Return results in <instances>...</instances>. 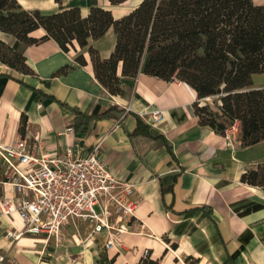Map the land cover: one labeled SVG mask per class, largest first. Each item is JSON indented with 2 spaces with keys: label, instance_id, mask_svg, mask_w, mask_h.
I'll use <instances>...</instances> for the list:
<instances>
[{
  "label": "crops",
  "instance_id": "obj_1",
  "mask_svg": "<svg viewBox=\"0 0 264 264\" xmlns=\"http://www.w3.org/2000/svg\"><path fill=\"white\" fill-rule=\"evenodd\" d=\"M18 1L26 10L44 13L80 8L83 17L102 7L116 19L138 6L121 9L108 0ZM253 1L264 6V0ZM44 35L43 30L32 34ZM0 40L14 49L21 45L2 32ZM116 42L111 28L91 47L107 60ZM23 52L30 74L0 62V147L27 132L60 154L72 148L87 156L100 144L111 172L136 187L137 221L121 246L111 250L105 235L91 238L89 223L71 221L59 248L54 240L46 244L25 234L8 238L11 230L22 233L24 224L18 215L0 213L4 264H143L148 258L158 264H264V189L241 183L243 174L264 164V140L244 147L239 124L223 133L201 126L194 108L197 93L179 81L167 83L141 71L135 79H123L122 95H112L96 79L88 48L66 53L48 40ZM80 54L85 67L76 62ZM113 107L111 117L97 118ZM73 109L93 118L86 132L75 131ZM157 110L160 122L151 117ZM138 117L150 127L149 136H133ZM2 182L0 197H15Z\"/></svg>",
  "mask_w": 264,
  "mask_h": 264
},
{
  "label": "trees",
  "instance_id": "obj_2",
  "mask_svg": "<svg viewBox=\"0 0 264 264\" xmlns=\"http://www.w3.org/2000/svg\"><path fill=\"white\" fill-rule=\"evenodd\" d=\"M108 1L120 7L130 0ZM111 28L116 47L103 60L91 42ZM39 30L45 35L33 37ZM0 32L23 45L18 52L0 40V62L19 72L31 73L24 47L53 40L66 53L88 48L95 77L110 94L122 95L123 79H135L141 71L167 83L179 81L197 93L201 126L223 133L239 124L244 147L264 140V87H253L254 77L264 74V6L253 0H142L120 19L102 7L83 17L80 8L44 13L26 10L18 0H0ZM76 62L87 66L84 54ZM211 98L217 99L216 111L205 102ZM114 109L97 118L111 117ZM73 111L75 131L86 132L93 118ZM137 122L133 136H149L150 127L140 117ZM241 183L264 189V164L243 174ZM143 264L158 263L148 258Z\"/></svg>",
  "mask_w": 264,
  "mask_h": 264
},
{
  "label": "built area",
  "instance_id": "obj_3",
  "mask_svg": "<svg viewBox=\"0 0 264 264\" xmlns=\"http://www.w3.org/2000/svg\"><path fill=\"white\" fill-rule=\"evenodd\" d=\"M160 122V110L151 114ZM98 144L87 156L69 148L64 154L49 151L39 135L27 132L11 144L0 147V162L6 167V180L15 197H0V213L18 215L24 231L7 233L40 237L46 244L54 240L60 247L64 228L80 220L92 227L91 238L105 235L106 249H118L122 236L137 221L136 187L117 178L101 158ZM99 206L100 213L95 207ZM6 256L0 253V264Z\"/></svg>",
  "mask_w": 264,
  "mask_h": 264
},
{
  "label": "rangeland",
  "instance_id": "obj_4",
  "mask_svg": "<svg viewBox=\"0 0 264 264\" xmlns=\"http://www.w3.org/2000/svg\"><path fill=\"white\" fill-rule=\"evenodd\" d=\"M141 1L142 0H130L125 5L120 6L119 8H121V9H129V8H132V7L136 6V5H139ZM6 45L7 46H10L7 43H6ZM22 48H23V45L21 44L16 50L18 52H20ZM263 85H264V74L263 75H257V76H255L254 77V80H253V87L254 88H261ZM215 100H217V99L216 98H211V99H208L207 101H205L206 103H209L212 106V108H213L214 111H216V108H215V106L213 104V102ZM236 125L229 126V129L228 130H232ZM240 139H241V131H240ZM262 150H264V149H262ZM253 152H256V151H253ZM5 176H6V167L4 166L3 163L0 162V179L5 178ZM95 210H96L97 213H100L101 212V209H100L99 206H96L95 207ZM61 247H63V246H60L59 248H61Z\"/></svg>",
  "mask_w": 264,
  "mask_h": 264
}]
</instances>
